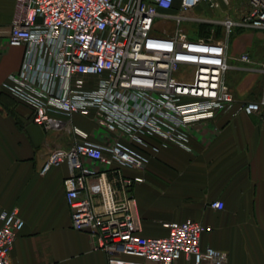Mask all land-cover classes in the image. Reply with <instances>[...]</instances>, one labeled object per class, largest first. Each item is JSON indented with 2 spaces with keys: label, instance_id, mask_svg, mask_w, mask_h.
Returning <instances> with one entry per match:
<instances>
[{
  "label": "built area",
  "instance_id": "1",
  "mask_svg": "<svg viewBox=\"0 0 264 264\" xmlns=\"http://www.w3.org/2000/svg\"><path fill=\"white\" fill-rule=\"evenodd\" d=\"M240 1L238 18L215 20L190 13L230 0H15L4 37L23 49V58L2 90L29 108L34 125L70 136L68 148L49 152L40 174L67 167L71 228L91 237L107 264H177L182 257L228 264L225 252L201 247L211 229L192 220L162 223L164 237L141 236L129 194L141 178H126L121 169L144 170L152 153L168 145L190 151L191 127L220 112L259 115L264 126V86L258 100L239 104L226 83L233 31L264 34V0ZM159 20L173 23V32L158 30ZM183 21L218 26L224 39L191 38ZM239 60L251 63L247 54ZM75 117L106 139L89 141ZM23 225L17 209L0 212V264H12L9 253Z\"/></svg>",
  "mask_w": 264,
  "mask_h": 264
},
{
  "label": "crops",
  "instance_id": "2",
  "mask_svg": "<svg viewBox=\"0 0 264 264\" xmlns=\"http://www.w3.org/2000/svg\"><path fill=\"white\" fill-rule=\"evenodd\" d=\"M14 13L15 0H0V212L17 209L24 221L9 261L107 264L95 241L71 228L64 188L67 167H51L40 174L49 152L68 148L70 136L34 125L29 108L2 90L23 58V49L9 46L4 37ZM236 30L243 34L228 47L232 69L226 83L240 104L262 95L259 66L263 65L264 34ZM243 54L249 55L251 63L239 60ZM74 120L84 125L89 141L106 139L93 123L79 117ZM190 137V151L168 145L152 153L144 170L121 169L126 178H141L129 193L135 199L141 236L164 237L167 232L162 223L192 220L211 229L201 235V247L225 252L228 264H264V126L260 116L239 113L231 117L229 112H220L193 125ZM215 202L223 208H211ZM177 264L191 263L182 257Z\"/></svg>",
  "mask_w": 264,
  "mask_h": 264
},
{
  "label": "rangeland",
  "instance_id": "3",
  "mask_svg": "<svg viewBox=\"0 0 264 264\" xmlns=\"http://www.w3.org/2000/svg\"><path fill=\"white\" fill-rule=\"evenodd\" d=\"M240 3H241L240 0H230L229 6H222L221 8L216 9V10H210L207 7H205L204 5H201L198 8H196L195 10H193L190 13V16H192V14H195V15H199L205 19H211L212 18L215 20L222 19L226 14H229L233 17H238L239 13H238L237 9H239L241 7L245 8L243 3L242 4H240ZM177 4H178V0H177ZM156 26H157L158 30H160V31L166 30V32L168 34L172 33L174 30V24L173 23H163V21H161V20L157 21ZM180 28L183 29L188 34V36H190L191 38H194V39L209 38V37H212L213 40L224 39V34H223L221 28L218 26H210L207 29V33H202L203 27L201 28L200 26H196L191 22L183 21L180 24ZM216 34H219V35L217 36ZM240 34H243V33H241V31H237V30L234 31L233 35H231V37L228 40V44L230 45L237 38V36H239ZM262 60H263V65L259 66V70L264 69V55L263 54H262ZM260 77H261L260 78L261 83L263 85L264 78H263V75L261 72H260ZM75 124H76V126L80 127L81 129L84 128V125L82 123L76 122Z\"/></svg>",
  "mask_w": 264,
  "mask_h": 264
},
{
  "label": "trees",
  "instance_id": "4",
  "mask_svg": "<svg viewBox=\"0 0 264 264\" xmlns=\"http://www.w3.org/2000/svg\"><path fill=\"white\" fill-rule=\"evenodd\" d=\"M200 27L203 29L202 30V33H207V29H208V27H210V25H200ZM218 32V31H217ZM217 36L219 35V34H216Z\"/></svg>",
  "mask_w": 264,
  "mask_h": 264
}]
</instances>
